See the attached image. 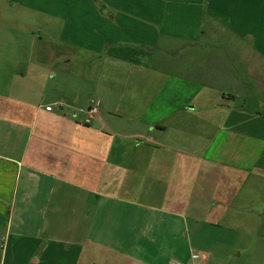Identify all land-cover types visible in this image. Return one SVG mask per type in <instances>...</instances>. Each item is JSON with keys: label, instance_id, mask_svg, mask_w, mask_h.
<instances>
[{"label": "crops", "instance_id": "obj_1", "mask_svg": "<svg viewBox=\"0 0 264 264\" xmlns=\"http://www.w3.org/2000/svg\"><path fill=\"white\" fill-rule=\"evenodd\" d=\"M247 232L264 0H0V264H234Z\"/></svg>", "mask_w": 264, "mask_h": 264}, {"label": "rangeland", "instance_id": "obj_2", "mask_svg": "<svg viewBox=\"0 0 264 264\" xmlns=\"http://www.w3.org/2000/svg\"><path fill=\"white\" fill-rule=\"evenodd\" d=\"M94 1V0H93ZM225 234L228 236V238L231 240L235 239L237 237L236 232H220V234ZM264 242V241H263ZM212 246V245H211ZM221 247V244L218 245V247L214 248L215 251H221L219 249ZM236 248L233 255H231L232 263L234 264H254V258L256 256L262 255L264 257V243L261 248H257L255 240H254V233L253 232H247L246 236H241L239 242L235 246ZM241 252V254L238 256L237 254ZM259 254H258V253Z\"/></svg>", "mask_w": 264, "mask_h": 264}, {"label": "built area", "instance_id": "obj_3", "mask_svg": "<svg viewBox=\"0 0 264 264\" xmlns=\"http://www.w3.org/2000/svg\"><path fill=\"white\" fill-rule=\"evenodd\" d=\"M91 105L87 111V117L85 119V122L88 124L90 123L91 119L95 116V114L98 112V109L100 107V100L99 99H93L91 100Z\"/></svg>", "mask_w": 264, "mask_h": 264}]
</instances>
